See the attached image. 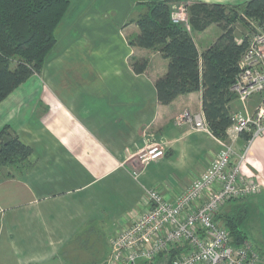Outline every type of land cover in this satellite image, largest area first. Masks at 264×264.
Returning <instances> with one entry per match:
<instances>
[{"label": "crops", "instance_id": "crops-1", "mask_svg": "<svg viewBox=\"0 0 264 264\" xmlns=\"http://www.w3.org/2000/svg\"><path fill=\"white\" fill-rule=\"evenodd\" d=\"M160 1L172 8L186 0H70L42 72L0 102V129L8 127L30 150L25 164L0 167V264L82 261L85 244L99 233L108 238L102 251L97 247L96 259L104 261L116 233L146 210L150 189L175 198L219 152L210 132L179 121L185 112L202 114L201 92L158 104L155 82L167 60L159 50L128 45L139 33L133 21L146 4ZM248 1L192 0L225 6ZM220 34L216 25L191 32L199 53ZM133 59L148 60L144 74L132 72ZM260 100L250 98L248 109ZM229 108L232 114L240 105L234 100ZM248 137L233 144L232 164L243 155L242 175L255 176L263 187L219 213L233 218L239 210L241 228L247 222L258 229L259 214L250 208L264 206V130ZM156 144L164 157L143 165L142 156Z\"/></svg>", "mask_w": 264, "mask_h": 264}, {"label": "trees", "instance_id": "trees-1", "mask_svg": "<svg viewBox=\"0 0 264 264\" xmlns=\"http://www.w3.org/2000/svg\"><path fill=\"white\" fill-rule=\"evenodd\" d=\"M69 5L70 0H0V102L42 72L56 45V28ZM145 6L146 12L133 21L139 33L128 40V45L133 49L159 50L167 60L165 74L155 82L158 104L167 106L179 96L200 91L208 130L214 138L224 140L231 124L229 105L235 100L230 88L247 47L246 35L241 44L236 42L235 26L239 24L250 32L253 22L263 25L264 0H250L240 6L195 3L189 10L190 31L172 23L170 2ZM211 25H216L221 34L199 53L191 32H202ZM147 66V59H133L130 63L136 75L144 74ZM29 155L30 150L8 127L0 129V167L25 164ZM242 217L239 210L233 218L220 213L216 217L228 228L234 245L247 240L241 229ZM180 251H171L165 264H170ZM160 260L162 256L156 261Z\"/></svg>", "mask_w": 264, "mask_h": 264}, {"label": "built area", "instance_id": "built-area-1", "mask_svg": "<svg viewBox=\"0 0 264 264\" xmlns=\"http://www.w3.org/2000/svg\"><path fill=\"white\" fill-rule=\"evenodd\" d=\"M178 13L171 10L172 23L190 31L183 12ZM252 27L246 35L247 47L238 64L239 73L230 88L240 108L231 114L226 138L218 139L219 152L175 198H167L160 189H150L146 210L116 233L103 264H156L160 256L166 258L178 249L179 255L170 264H264V256L249 240L234 245L228 228L216 219L225 205L257 195L263 187L255 176L242 175L243 155L232 164L236 157L233 144L239 137H256L264 130V24L253 22ZM241 42L242 38L237 40L238 44ZM255 95L261 100L249 110L247 103ZM179 121L209 133L202 114L185 112ZM164 155L159 145H152L142 156V163L147 165Z\"/></svg>", "mask_w": 264, "mask_h": 264}, {"label": "rangeland", "instance_id": "rangeland-1", "mask_svg": "<svg viewBox=\"0 0 264 264\" xmlns=\"http://www.w3.org/2000/svg\"><path fill=\"white\" fill-rule=\"evenodd\" d=\"M193 5H194V3L192 2V0H186L184 3L173 5L171 10L174 13H178L181 10V8H183L180 13L183 12L186 19L189 22V20H190V11L189 10ZM180 13H178V14H180ZM247 34H249V30L245 29L244 27H242L239 24L235 26V30H234L235 39L239 40ZM245 200H247V199H245ZM245 200H243V202ZM250 211H251V213L255 212L254 213L255 216H257L259 214L260 226L258 223V229H255L253 224L249 225V223L246 222L241 229L244 231V234L246 235L247 240H249L255 246V248L258 251L263 252L264 247H262L261 235L264 237V206L258 205L256 207L255 205H253L250 208ZM251 219L255 220L253 217H249L247 220L250 221ZM256 220H258V219L256 218ZM104 237L107 238L105 236V234H100V233L98 234V236L91 235L90 241L88 242V244H85V246H88L87 250L84 251L88 255V257L85 258V260L75 261L72 258H69V259H67V261L65 260V261H58V262H60V264H103V261H98L96 258L98 256V254L100 255L103 247L105 246V244H103L104 243ZM107 239H106V241H107ZM93 247H95V248H93ZM97 247H101V251H99V248H97ZM167 261H168V258L166 257V258H163V260L157 261V264H165ZM55 263H53V264H55Z\"/></svg>", "mask_w": 264, "mask_h": 264}, {"label": "water", "instance_id": "water-1", "mask_svg": "<svg viewBox=\"0 0 264 264\" xmlns=\"http://www.w3.org/2000/svg\"><path fill=\"white\" fill-rule=\"evenodd\" d=\"M6 139H3V141H5Z\"/></svg>", "mask_w": 264, "mask_h": 264}]
</instances>
